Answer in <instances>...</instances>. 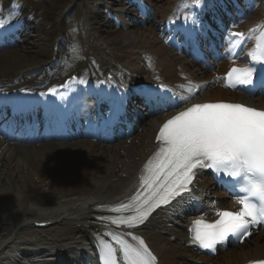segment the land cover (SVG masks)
<instances>
[{"label":"bare ground","instance_id":"bare-ground-1","mask_svg":"<svg viewBox=\"0 0 264 264\" xmlns=\"http://www.w3.org/2000/svg\"><path fill=\"white\" fill-rule=\"evenodd\" d=\"M146 1L147 7L153 9L152 18L144 17L139 23L137 20H125L124 9L128 4H123L120 0H94L96 6L99 5L97 8H94L92 0L84 1L89 26L104 33V36L99 37L110 48L91 47V51L99 53L95 59L92 53H86L89 57L88 64L93 61L94 66L77 71V79L70 85L74 87L71 91H81L78 99L85 95L96 96L88 90L87 85L95 86L97 80L104 84V78L120 75L121 69L118 73L114 69L115 65H111L112 62L102 58L112 46L130 59L129 64L122 67L126 75L130 71L137 77V70L144 72L145 69L153 70L155 66L165 64L162 74L166 80L180 81L178 74L182 72L188 77L190 84L191 81L197 82L194 87L199 88L201 97L196 100L241 98L238 93L227 92L221 87L222 79L219 75L224 73L231 64L230 61L222 60L216 64V59L212 60L216 66L213 72L203 64L198 65L187 59L180 48L171 47L173 42L176 43V38L181 41L183 37L182 33L168 32V22L174 16L177 20L181 14L185 18L191 12H200L199 8L191 7L192 0ZM214 2L217 3L214 8L205 7L202 12L203 20L206 17L210 22H215L222 18L227 25L232 23L241 30L264 22V0H222V4L221 0ZM76 3L78 0L70 2L61 10L54 27H49L36 17L28 16L24 11L16 15L18 21L22 22L21 42L0 52L1 85L14 87L25 82L28 73L44 74L43 78L37 79L40 80V87H44L46 82H58L67 76L61 55H58L60 44L57 42H60L62 35H56L55 30H61L63 18ZM182 3H188L190 7L178 11V6ZM107 4L111 9L115 5H121L116 13L123 21L114 22L104 16L106 13L100 16V9H107ZM226 9L231 11L237 21L230 19V13H226ZM147 15L149 16L148 12ZM189 19L191 20V16ZM247 33L248 37H254L253 33ZM174 34L175 40L169 42V37ZM219 36L227 40L224 44L225 52L234 49L236 42L233 44L235 46L230 44V32ZM115 50L111 52L112 55L117 53ZM246 54H249V50L245 44L241 51L243 60ZM157 56H160V60L152 68L151 65L146 66V58L155 59ZM81 61L83 63L85 58L82 57ZM98 65L102 69L92 79ZM121 82L128 84L123 78ZM211 83L212 86L207 90L205 86ZM71 95L69 97L74 96L73 93ZM70 100L73 101V98ZM243 100L264 107V98L255 100L248 96ZM13 103L9 102V105ZM23 108L25 107L20 111L23 112ZM168 115L145 118L140 127H135L137 131L134 135L108 145L90 139L18 145L7 143L0 137V264H59L58 261L61 264H75L80 255H86L89 264H96V230L106 229L96 220V216L100 208H107L129 198L136 191L142 168L157 146L158 126ZM201 179L203 178L199 177ZM205 188L207 191L213 190L214 184L208 181ZM213 195L221 196L215 191ZM215 203L212 195L211 200L205 197L203 201L205 209ZM35 221L49 223L40 228ZM186 227L184 221L174 224L167 213L156 212L134 234L146 242L158 259V264H193L191 258L198 259V264H243L249 259L264 257V232L255 236L252 246L240 245L218 254L214 259L205 255L196 257L197 254L187 244ZM60 248L69 255L66 257L67 261L55 259V263H50L49 258L56 256Z\"/></svg>","mask_w":264,"mask_h":264},{"label":"snow or ice","instance_id":"snow-or-ice-1","mask_svg":"<svg viewBox=\"0 0 264 264\" xmlns=\"http://www.w3.org/2000/svg\"><path fill=\"white\" fill-rule=\"evenodd\" d=\"M206 6L214 8L215 3L213 0H192L191 7L199 8L200 12H191V27L180 30L183 42L191 43L194 58L200 55L197 35L207 38V33L214 31L202 19ZM189 7L188 3H182L178 11ZM17 14L10 12L8 20L0 18V29H4ZM188 19L186 16L185 22ZM3 35L0 31V36ZM232 36L243 38L244 34L232 33ZM249 55L253 65L231 68L225 77L228 81L226 87L248 86L241 90L249 94H255L257 90L264 92V34ZM255 64L261 67L258 69ZM52 91L55 95V90ZM133 92L146 108L164 112L169 107L173 111L178 107L183 110L160 128L157 137L159 148L143 169L139 190L129 201L107 209L119 215L101 219L112 225L135 228L161 205L190 192L189 186L196 179L197 170L209 169L214 179L235 196L240 208L237 211H216L219 219L212 223L205 222L203 218L195 219L189 229L192 242L200 248L215 250L217 244L228 241L230 237L242 239L249 236L252 225L264 224V110L226 102L188 106L193 95L177 97L163 87H144L133 89ZM127 99L122 95L113 102L110 109L113 122L124 114ZM108 234L118 247L107 242L102 244L100 259L103 264H155L156 258L143 239L133 235L134 245L124 238L123 233L109 231ZM256 264H264V261Z\"/></svg>","mask_w":264,"mask_h":264},{"label":"rangeland","instance_id":"rangeland-1","mask_svg":"<svg viewBox=\"0 0 264 264\" xmlns=\"http://www.w3.org/2000/svg\"><path fill=\"white\" fill-rule=\"evenodd\" d=\"M21 3H26L27 6L24 9H30V12H36L40 19H42L46 24H55L57 19V14L59 11L72 0H19ZM167 1V0H166ZM78 4V5H77ZM77 4L72 6V9L69 11L68 16L65 20V25L63 26V34H66L67 28L71 26L70 32H68V37H70L71 45L68 49V54L62 53L65 56H70L72 62H78V57H80L81 52L84 53L85 49H88L90 53L91 47L95 48L97 45L101 46L102 39L98 36L97 33H91L87 28L85 20V9L84 3L80 0ZM54 9L55 11L51 12L52 16L50 17L49 11ZM49 10V11H48ZM138 14V12H135ZM55 14V16H54ZM54 16V19H52ZM72 19V20H71ZM71 20V22H67ZM69 41V40H67ZM99 53H95L94 56H98ZM115 57H123V53H117ZM102 58H105L102 55ZM67 61V58H66ZM123 64L128 62V58L123 57L121 60Z\"/></svg>","mask_w":264,"mask_h":264}]
</instances>
